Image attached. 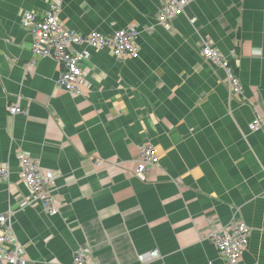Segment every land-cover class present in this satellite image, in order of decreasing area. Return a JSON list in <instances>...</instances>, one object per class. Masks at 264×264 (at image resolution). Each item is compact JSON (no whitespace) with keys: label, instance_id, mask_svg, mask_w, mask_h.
I'll return each instance as SVG.
<instances>
[{"label":"crops","instance_id":"crops-1","mask_svg":"<svg viewBox=\"0 0 264 264\" xmlns=\"http://www.w3.org/2000/svg\"><path fill=\"white\" fill-rule=\"evenodd\" d=\"M60 19L85 35L135 27L137 52L118 59L89 49L81 94L56 84L60 66L37 58L23 12ZM162 0H0V213L13 211V242L26 264H71L83 250L97 264H225L205 238L213 225L250 227L241 264H264V0H192L157 21ZM208 41L232 60L242 96L229 95L223 70L200 54ZM84 49V46H81ZM18 104L22 113L11 115ZM159 154L145 181L134 169L143 146ZM60 173L57 214H46L18 172L16 154ZM7 264V263H3Z\"/></svg>","mask_w":264,"mask_h":264},{"label":"built area","instance_id":"built-area-1","mask_svg":"<svg viewBox=\"0 0 264 264\" xmlns=\"http://www.w3.org/2000/svg\"><path fill=\"white\" fill-rule=\"evenodd\" d=\"M192 0H162L161 10L157 17L158 23L165 29H171L173 18L185 12V8ZM61 8L57 3H50L43 15L25 11L21 16V24L31 36L30 46L33 66L37 58H51L55 60L60 70L56 84L69 93L81 94L83 86L82 63L89 58V49L108 48L115 57L127 58L135 55L137 31L135 27L119 29L111 35H104L98 31H90L82 35L74 29L68 28L60 19ZM81 46L85 48L82 49ZM200 54L213 65L219 66L224 74L229 95L242 96L243 88L232 60L236 59L235 50H231L229 57L222 55L212 47L208 41H201ZM11 115L22 113L18 104L8 107ZM252 131L260 130L264 133V116L256 113L249 123ZM19 177L28 188L30 195L27 204H39L48 215L58 212L54 204L53 193L56 190V180L60 173L43 169L37 160L24 151L16 154ZM159 154L153 146H143L137 160L133 175L140 181L147 179L148 173L159 168ZM10 170L7 164H0V181H7ZM13 211L0 213V264H26L25 249L13 242L12 217ZM213 222L205 238L214 243L219 257L225 264H241V256L248 244L250 227L243 220L230 221L226 225ZM139 264H153L159 258V251L154 248L137 255ZM71 264H97L87 257L83 250L74 252Z\"/></svg>","mask_w":264,"mask_h":264}]
</instances>
